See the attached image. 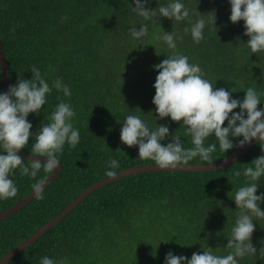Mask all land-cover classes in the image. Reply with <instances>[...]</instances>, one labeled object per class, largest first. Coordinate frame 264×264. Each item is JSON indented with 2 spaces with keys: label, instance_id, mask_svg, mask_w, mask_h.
<instances>
[{
  "label": "trees",
  "instance_id": "16d2710c",
  "mask_svg": "<svg viewBox=\"0 0 264 264\" xmlns=\"http://www.w3.org/2000/svg\"><path fill=\"white\" fill-rule=\"evenodd\" d=\"M171 0H149L145 7L156 9ZM190 17L183 21L166 17L145 20L132 11L134 0H0V42L9 84L31 79V68L40 70L51 86L62 78L72 95L52 88L40 113L27 117L32 124L28 145L21 151L32 154L35 134L48 124L60 100L75 110L74 129L79 143H67L59 155L57 177L44 186V199L33 198L16 212L0 220V258L44 223L54 218L95 181L106 177L108 162L115 159V173L131 166L155 164L141 160L138 146L129 147L120 139L124 120L139 115L150 129L163 124L169 136H181L184 148L193 147L191 135H185L183 121L158 118L153 104L158 70L154 65L173 54L158 39L164 32L183 36L176 51L199 64L204 78L215 88H224L233 98L243 100L247 88L259 94L258 109H264V52L251 53L244 35V21H230L229 0H181ZM215 11L216 27L206 25L204 40L195 43L191 24ZM67 17V19H62ZM147 24L145 37L134 39L129 29ZM5 92L0 70V93ZM59 98V99H58ZM239 112L237 107L233 110ZM43 122V124H42ZM224 126H227L225 121ZM238 145L243 137H230ZM216 144L213 162L240 147L222 152L214 134L205 146ZM264 143L257 140L226 168L207 170L152 169L127 174L91 191L60 221L32 243L15 252L3 264H41L45 256L63 264H165V256L191 258L193 252L212 248L225 256L239 209L235 192L246 186L244 169L254 158L264 155ZM0 154H6L0 148ZM22 158V157H21ZM24 164L30 165L26 158ZM188 164H207L199 156ZM236 171L241 175L237 177ZM43 169L36 179L45 176ZM18 193L0 199V212L32 192L36 181L21 176L10 177ZM257 195L264 193V177L258 181ZM264 211V202L260 204ZM254 255L237 258L238 264H264V219L253 220Z\"/></svg>",
  "mask_w": 264,
  "mask_h": 264
},
{
  "label": "clouds",
  "instance_id": "9594fccd",
  "mask_svg": "<svg viewBox=\"0 0 264 264\" xmlns=\"http://www.w3.org/2000/svg\"><path fill=\"white\" fill-rule=\"evenodd\" d=\"M149 0H134L132 11L144 17L145 20L166 17L170 20L183 21L190 17L189 8L181 0H171L166 5H158L156 9L145 7ZM231 5L230 21L237 23L244 21L245 32L248 36L247 45L251 53L264 52V0H229ZM207 19L201 16L185 27L184 33H191L195 43L204 40L206 25L216 27L215 11ZM67 19V17H62ZM139 30L135 26L129 31L134 39L145 37L148 33L147 24H141ZM158 39L163 40L173 54L159 64L154 65L158 70L155 83L153 104L158 118L170 117L172 121H183L186 127L185 135H191L193 147L184 148L181 136L173 134L172 141L166 145L161 141L169 136V128L160 124L156 129H150L139 115H128L120 132L121 141L129 147L138 146V156L141 160L154 161L160 169H176L177 166L187 165L197 156L207 164H213L212 154L216 151V144L205 146L204 141L214 134L219 141L222 152L227 153L234 147H242L253 139L261 145L264 143V109H258L261 103L257 91L249 87L245 91L243 100L233 98L231 92L224 88H215L204 78L199 64H190L186 55L176 51L177 40L183 36L175 32H164ZM31 79H19L10 85L8 91L0 93V148L6 154H0V199L15 197L18 188L12 177L15 170H20L21 176H30L36 182L32 184V192L37 200L44 199V186L54 170L60 167L59 155L62 154L67 143L75 148L80 140L78 129H74L72 119L75 110L69 103L60 100L52 112L49 123L43 124L35 134L32 145L33 157H46V162L38 159H28L30 165L24 164V159L17 153L28 145L32 124L27 117L30 113H40L46 104V96L52 88L61 90L64 96L71 97L70 88L57 78L50 86L41 76L40 70L31 68ZM59 99V98H58ZM239 107V112L233 110ZM227 121V126H224ZM230 137H243L238 145H234ZM262 148V147H261ZM264 150V148H262ZM109 169L105 175L113 177L119 167L117 160L108 162ZM251 165L243 171L248 178L246 186L235 192L234 201L239 209L235 227L232 228L231 238L227 248L232 249L225 256L216 255L209 247L202 253L193 252L189 259L183 255H174L169 251L165 256V264H238L237 258L254 255L257 249L252 243L255 231L253 220L264 219V211L260 204L264 202V193L257 195L258 181L264 177V155L254 158ZM43 169L46 174L36 179ZM235 175L239 177L240 171ZM41 264H63L47 256L41 259Z\"/></svg>",
  "mask_w": 264,
  "mask_h": 264
},
{
  "label": "water",
  "instance_id": "95a60500",
  "mask_svg": "<svg viewBox=\"0 0 264 264\" xmlns=\"http://www.w3.org/2000/svg\"><path fill=\"white\" fill-rule=\"evenodd\" d=\"M0 70L3 76V82H4V88L5 92L8 91L9 89V79L7 75V67L5 64L4 56H3V51L1 47V42H0ZM256 139H253L250 143L245 144L244 146L236 149L234 152L229 154L227 157L213 162V164H187V165H182V166H177L176 169L180 170H207V169H215V168H226L228 165H230L239 155H241L250 145H252ZM19 156L22 158L26 159H38L41 162H46L47 158L46 157H33L32 154L19 151L17 153ZM59 168L54 170L53 174L49 176L46 184L53 180L54 178L57 177V174L59 172ZM152 169H160L157 165L155 164H146V165H140V166H131L125 169L120 170L119 172L116 173L115 176L113 177H103L94 183H92L90 186L85 188L83 191L80 192L78 196H76L64 209L61 211L60 214L55 216L54 218L50 219L46 223H44L42 226H40L37 230H35L29 237L26 239L22 240L18 244H16L12 249H10L4 256L0 258V264H3L5 261H7L15 252L19 251L21 248L26 246L27 244L32 243L36 238H38L43 232L48 230L50 227L54 226L58 221H60L70 210H72L77 204H79L91 191L95 190L98 187L103 186L104 184L115 180L117 178H120L122 176H125L127 174H132V173H137V172H143V171H148ZM45 184V185H46ZM34 198L33 192H31L29 195L19 199L13 206L3 210L0 212V220H2L4 217L16 212L20 208H22L23 205L28 203Z\"/></svg>",
  "mask_w": 264,
  "mask_h": 264
}]
</instances>
